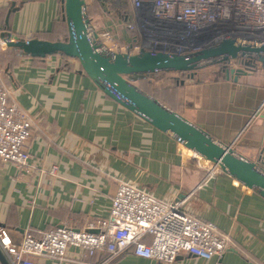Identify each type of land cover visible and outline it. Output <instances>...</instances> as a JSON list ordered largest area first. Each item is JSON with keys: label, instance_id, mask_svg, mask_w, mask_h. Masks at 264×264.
<instances>
[{"label": "crops", "instance_id": "0c3cea01", "mask_svg": "<svg viewBox=\"0 0 264 264\" xmlns=\"http://www.w3.org/2000/svg\"><path fill=\"white\" fill-rule=\"evenodd\" d=\"M10 1L0 0V80L33 120L27 170L0 161V227L13 243L29 230L40 236L66 220L79 227L107 217L126 181L166 202L183 199L187 213L232 237L222 258L182 254L173 264H264V198L222 171L207 178L202 162L107 97L76 60L62 54L36 58L7 47L6 38L56 41L67 35L61 0H26L7 24ZM218 66L214 74L204 72L215 67L192 78L188 73L185 87L193 83L194 91L183 115L230 142L264 107V70L258 64L255 73L245 61H234L230 68L250 72L234 83ZM84 260L82 249L70 248L60 264ZM115 264L153 263L128 254Z\"/></svg>", "mask_w": 264, "mask_h": 264}, {"label": "built area", "instance_id": "2783aa9c", "mask_svg": "<svg viewBox=\"0 0 264 264\" xmlns=\"http://www.w3.org/2000/svg\"><path fill=\"white\" fill-rule=\"evenodd\" d=\"M84 1L91 10L97 0ZM129 2L133 15L125 19L128 26L120 38L127 36L128 27L133 29L137 35H133L132 45L115 43L106 32L97 31L115 52H197L233 36L264 42V0ZM32 129L31 116L11 100L0 80V161L26 171ZM192 155L208 170L207 178L221 171L217 165ZM56 170L53 167L49 174ZM231 238L217 224L187 213L183 199L166 202L126 181L120 182L105 218L87 220L79 227L66 220L40 236L29 230L20 244L13 243L9 230L0 227V247L10 264H60L70 248L84 251L85 260L80 264H115L116 259L128 254L153 264H173L182 254L210 261L232 249Z\"/></svg>", "mask_w": 264, "mask_h": 264}, {"label": "water", "instance_id": "95a60500", "mask_svg": "<svg viewBox=\"0 0 264 264\" xmlns=\"http://www.w3.org/2000/svg\"><path fill=\"white\" fill-rule=\"evenodd\" d=\"M29 1V0H28ZM26 0L9 2L6 23L19 12ZM67 35L63 40L5 39L7 47L36 58L62 54L76 60L82 71L107 97L132 112L167 137L187 148L198 158L219 169L264 198V107L248 120L240 135L230 142L217 137L196 122L167 106L134 84L129 76L159 73H189L222 65L228 81L238 83L248 70L229 64L245 61L246 66H264V42L233 36L197 52H166L148 49L130 54L108 48L95 30L84 0H61ZM7 31L11 32L8 28ZM250 73V72H249ZM5 74L10 76L8 69ZM0 263L10 264L0 247Z\"/></svg>", "mask_w": 264, "mask_h": 264}, {"label": "rangeland", "instance_id": "374dc122", "mask_svg": "<svg viewBox=\"0 0 264 264\" xmlns=\"http://www.w3.org/2000/svg\"><path fill=\"white\" fill-rule=\"evenodd\" d=\"M131 15H133V11L129 0L125 2H122V0H97L94 4V9L90 10V21L96 31L99 33L106 32L115 43L120 42L121 45L129 43L132 45L131 42L134 43L133 35H137V32L135 33L133 29L131 31L128 27L127 36L120 38L124 34V29L128 26L127 21L131 19ZM213 67L215 68L204 73H207V75L214 74V70L220 68L219 66ZM251 70L257 73L258 65L256 64ZM200 79L203 78L200 77ZM131 80L134 84L182 114L185 113L184 108L193 99L194 88H191L190 85L193 87L194 84L190 83L185 87L186 82L190 80L188 73H159L136 79L132 78ZM183 149L188 155L187 157L195 159L187 148L184 147Z\"/></svg>", "mask_w": 264, "mask_h": 264}, {"label": "trees", "instance_id": "16d2710c", "mask_svg": "<svg viewBox=\"0 0 264 264\" xmlns=\"http://www.w3.org/2000/svg\"><path fill=\"white\" fill-rule=\"evenodd\" d=\"M125 2V0H122V2ZM89 11V17H90V10ZM152 75V74H151ZM143 76H150V75H136V76H129V79L131 80L132 78L133 79H136V78H139V77H143ZM132 81V80H131Z\"/></svg>", "mask_w": 264, "mask_h": 264}]
</instances>
